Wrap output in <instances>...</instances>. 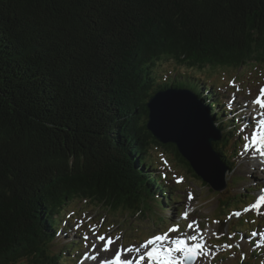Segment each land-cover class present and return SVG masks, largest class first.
<instances>
[{
	"label": "trees",
	"instance_id": "obj_1",
	"mask_svg": "<svg viewBox=\"0 0 264 264\" xmlns=\"http://www.w3.org/2000/svg\"><path fill=\"white\" fill-rule=\"evenodd\" d=\"M163 56L264 65V0H0V264H71L55 215L75 199L129 215L178 203L162 158L200 179L145 126ZM248 256L226 264H264Z\"/></svg>",
	"mask_w": 264,
	"mask_h": 264
},
{
	"label": "rangeland",
	"instance_id": "obj_2",
	"mask_svg": "<svg viewBox=\"0 0 264 264\" xmlns=\"http://www.w3.org/2000/svg\"><path fill=\"white\" fill-rule=\"evenodd\" d=\"M247 60H252V57L247 58ZM242 70L247 73L245 76H241ZM261 73L264 75V69L257 70V74ZM169 75H172L170 78L175 75H180L184 80L190 77L195 78L196 81H207V84L217 83L219 85H224L229 92L233 93L231 94L224 90L220 91L224 94V102L228 104L230 109L234 110V115L240 114V123L239 127H236V130H239V132L243 134L242 144L235 158L237 166L233 172L227 174V180L229 182L231 178H236L237 183L231 185L232 191L234 193L242 191L245 195H252L253 199H251L252 197L246 198L251 199L249 205H244L241 211L235 209L231 215L237 218L241 216V214L246 213L249 209L253 212L252 214H254V212L259 213L260 221L251 219V225H254L252 227L258 231L251 233L248 237L245 233H241L240 240V233L236 232L232 225L229 226V219L225 222H220L218 220L221 215L216 214L214 216L218 201L217 197L212 193L214 190L207 183V185H204L202 180H198L191 173L184 172L178 168L180 171L178 174L182 177L183 181L177 182L181 177L178 175L173 177L169 173L172 179L169 180L167 184L177 188L178 190L176 192L183 196L182 201L185 206L180 211V215L177 216V214H175L176 207L179 206V203L169 204L165 210L166 217L170 218L169 222L160 221L163 210L157 208L152 215L148 214L147 218H140L142 214L132 215L129 219V223H127L124 216L107 217L105 211H98L96 207L92 205L80 207L81 209L89 211L87 216L90 214L94 215L96 222L81 226V220H79L77 227H80L78 231L76 230L77 227H74L73 233L66 237L61 236L60 238L62 243L65 242V238L67 237L69 239L79 238L80 244L82 245L81 254L89 253L96 255V250L102 247V243L105 240L101 241L98 239L101 234H105V237H116L118 241H116L117 245L115 244V247L121 244L125 247L129 245L139 246L141 241L147 238L145 236H150L151 233L163 230L165 224H169L170 222L175 223L177 220L183 219V214L188 212L192 213L186 220V229L182 231V227L178 226L177 229L181 228V231L179 233H174V235L175 237L184 236L182 238L187 241L190 239L193 241V245H200V243H202L199 252L200 256L195 264H211L213 258L218 255L219 249H221L219 253L227 255L223 259H220V263L226 264L232 260L237 261L238 259H242L245 255L242 250L247 248L251 251L253 249V247L249 245L252 241H255L253 243H255L256 246L264 247V202H260V205L256 208L251 204L255 197H261L264 189V170L261 171V168H264V154H262L264 150H257L255 146L245 148V144L250 142L249 136L251 134V126L257 122L263 112L262 109L255 106L253 98L255 94L264 88V78H260L259 81L255 83L254 79L256 76L253 71H251V68L247 66L242 67L240 71H236L230 64L222 63L199 65L191 68L163 56L157 65L153 67V76L161 79V76L166 77ZM244 87L245 89L241 94ZM234 94L241 95L237 96ZM225 117L229 118L227 115ZM232 118L233 116L230 117V119ZM240 176L242 179L238 178ZM173 178L175 180H173ZM175 183L181 184L180 187H176ZM258 186H260V188H258ZM190 194L193 196V199L189 197ZM77 202L78 201H74L68 204L66 209L61 211L63 219H69L70 225H75L80 216L81 210L75 205ZM101 203L102 205L100 206L105 205L104 202ZM235 205L237 204L235 203ZM235 205H233V207ZM237 213L239 214L237 215ZM102 216H105V218L99 219ZM213 216L218 220H210L209 223H207ZM100 222H107V226L104 228L101 227ZM154 222L158 225H154ZM226 223H228V225ZM232 223H234V221ZM245 224L247 225L248 221H246ZM188 225H191V227H188ZM243 227H245V225H241V228ZM96 230H99L98 233H96ZM188 230L190 234H188ZM190 236L195 238L191 239ZM130 237L137 240L133 241V239H129ZM210 240H213V245ZM229 245H231V247H229ZM95 262L96 260L93 261V263Z\"/></svg>",
	"mask_w": 264,
	"mask_h": 264
},
{
	"label": "water",
	"instance_id": "obj_3",
	"mask_svg": "<svg viewBox=\"0 0 264 264\" xmlns=\"http://www.w3.org/2000/svg\"><path fill=\"white\" fill-rule=\"evenodd\" d=\"M148 106L150 113L147 127L158 140L163 143H176L181 154L191 162L193 168L204 180L208 181L215 189L224 188L226 186V167L212 147L213 141L221 139V133L213 124V118L207 108L199 102L195 95L185 89H169V91L156 94L149 101ZM182 107H185L189 114L195 115L191 116L192 120L189 125L194 130V137L197 141L202 130L203 148L197 146L196 142L186 139L183 132L178 134L176 129H172L173 132L170 129L169 123L172 117L177 118L178 111L180 114H185ZM182 110L184 113H181ZM195 258L196 256L186 264H192Z\"/></svg>",
	"mask_w": 264,
	"mask_h": 264
},
{
	"label": "snow or ice",
	"instance_id": "obj_4",
	"mask_svg": "<svg viewBox=\"0 0 264 264\" xmlns=\"http://www.w3.org/2000/svg\"><path fill=\"white\" fill-rule=\"evenodd\" d=\"M260 97H264V88L260 90V96L257 97L253 103L259 104L262 108H264V100H261ZM255 146L257 150L264 148V132L255 133L253 132L251 135V143L245 144V148ZM264 154V153H262ZM259 202H264V196L260 197ZM239 213H237L238 215ZM185 215H187L185 213ZM191 227V225H188ZM178 225H173L168 229V232L176 231ZM168 232L162 234H156L148 239H146L143 243L139 245V247L133 246L124 250H117L113 259L111 261H103L102 264H144L147 261V264H183L184 261L193 259L197 254V249L201 247V245L196 244L194 246H188L185 243V240L176 238L171 241V246L166 243H163L169 239ZM194 239L195 237H190ZM99 240L103 241L105 239L104 236L98 237ZM111 243V239L109 238V244ZM231 247V245H229ZM104 250H108V244L104 245ZM142 250H144L142 252ZM123 251H127L129 253L135 251L137 253V257L134 259H122ZM180 255H177V254Z\"/></svg>",
	"mask_w": 264,
	"mask_h": 264
},
{
	"label": "bare ground",
	"instance_id": "obj_5",
	"mask_svg": "<svg viewBox=\"0 0 264 264\" xmlns=\"http://www.w3.org/2000/svg\"><path fill=\"white\" fill-rule=\"evenodd\" d=\"M230 97V96H229ZM236 99V98H235ZM228 102V101H227ZM233 104V103H232ZM245 105V104H244ZM243 105V106H244ZM248 105V104H247ZM231 106V105H230ZM247 107V106H246ZM183 108V110L185 111V114H180L179 113V111H178V116H177V118L176 117H172V120L170 121V123H169V127H170V129L172 130V129H176L177 131L176 132H178V134H182V132H183V134H184V136H185V138L186 139H188V140H190V141H194V142H196V144H197V146H199V147H204V138H203V132H202V130L200 131V133H199V136H198V141L197 140H195V137H194V135H195V132H194V130L191 128V126L189 125V124H191V116H195V115H193V114H189V112L187 111V109L185 108V107H182ZM233 108V107H232ZM240 108V107H239ZM182 110V112L181 113H184V111ZM237 112V111H236ZM247 112V111H246ZM239 114V113H238ZM253 118V117H252ZM186 119V120H185ZM243 120V119H242ZM188 121V122H187ZM253 122V121H252ZM182 131H181V130ZM172 132H173V130H172ZM150 163H151V161H150ZM152 164H153V162H152ZM154 168V167H153ZM151 169V168H150ZM158 170V169H157ZM256 170V169H255ZM262 170H264V168H261V171ZM258 171V170H257ZM141 173V172H140ZM151 173V172H150ZM143 174V173H142ZM158 176V175H157ZM139 178V177H138ZM137 178V179H138ZM144 180V179H143ZM168 180V179H167ZM165 181V180H164ZM147 182V181H146ZM157 182V181H156ZM145 183V182H144ZM256 183V182H255ZM146 184H148V183H146ZM141 187V186H140ZM246 187V186H245ZM169 188V187H168ZM146 190V189H145ZM171 191V190H170ZM174 196V195H173ZM261 196H262V194H261ZM150 197V196H149ZM173 200V199H172ZM175 201V200H174ZM177 203V202H176ZM99 206L100 205H102V203L100 202L99 204H98ZM49 214V213H48ZM181 218V217H180ZM60 228V227H59ZM52 230V229H51ZM54 234V233H53ZM189 234V233H188ZM70 237H72V236H70ZM75 237V236H74ZM191 237V236H190ZM72 239V238H71ZM188 246H194V245H188ZM56 249V248H55ZM200 250V248L199 249H197L196 251H199Z\"/></svg>",
	"mask_w": 264,
	"mask_h": 264
}]
</instances>
